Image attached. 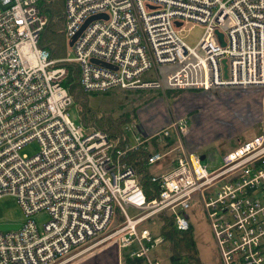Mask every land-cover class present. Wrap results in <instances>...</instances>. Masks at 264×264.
Returning <instances> with one entry per match:
<instances>
[{"label": "built area", "instance_id": "1", "mask_svg": "<svg viewBox=\"0 0 264 264\" xmlns=\"http://www.w3.org/2000/svg\"><path fill=\"white\" fill-rule=\"evenodd\" d=\"M64 10L66 40L77 37L63 62L78 66L84 93L264 88V0H64ZM95 16L103 17L86 24ZM47 23L39 0H0V198L15 197L27 218L49 217L41 229L27 220L0 232V264H67L105 243L160 264L153 254L165 241L143 224L163 216L174 231L188 232L196 208L220 264H264V132L209 172L185 148L186 118L150 136L137 128L133 146L76 124L63 86L69 70L38 44ZM185 25L203 28L193 47L181 36ZM151 70L155 78L146 77ZM32 142L38 153L23 154ZM141 150L149 153L140 160L147 194L129 162ZM117 209L123 222L89 244Z\"/></svg>", "mask_w": 264, "mask_h": 264}, {"label": "rangeland", "instance_id": "2", "mask_svg": "<svg viewBox=\"0 0 264 264\" xmlns=\"http://www.w3.org/2000/svg\"><path fill=\"white\" fill-rule=\"evenodd\" d=\"M60 14H62V6H60ZM59 33V30H55L53 35L56 37ZM203 34V28L199 25H185L184 30L181 33L183 40L191 47L195 46L199 39ZM64 48L66 50V56L72 57L71 50L68 46V41L65 39ZM148 78H155V72L151 70L146 74ZM239 92V91H238ZM186 93V92H185ZM183 92H175V91H153V90H139V91H120V90H112L106 93H91L86 96V108L92 114L93 121L88 122L83 121L82 113H79L81 108L79 105H76L74 102L68 109L69 118L79 124L81 126H86L87 128H96L101 129V127H105V124L109 123L110 125H114L115 131L114 135H118V133L122 134L124 140H127L130 146L136 144L135 134H137V128L142 127L143 123H146V128L151 127L154 128L159 123V118L154 117L152 113V109L146 110L145 106H148L150 103H157L160 106H167V111H169V106L176 107H184L186 109V105H188V101L182 99ZM188 94V93H186ZM206 95V94H205ZM202 95L199 103L201 104L197 110L193 109L189 110L184 118L187 120L192 119L195 113L202 112L204 107L210 105L206 100L209 96ZM208 95V94H207ZM234 96L239 98V93H234ZM255 95L260 99H264V89L256 90ZM216 96H220L219 94ZM173 108V107H172ZM220 110V109H219ZM226 111L225 109H223ZM148 112V113H147ZM170 114V113H169ZM239 114V113H238ZM239 121L237 115L234 118V121ZM113 123V124H112ZM83 126V127H84ZM235 126H239L235 125ZM256 129V132L259 133L260 129L264 126V119H261L260 113L257 115L256 122L253 125ZM85 127V128H86ZM254 134H250L249 137ZM120 137V134L118 135ZM239 139H247L240 137ZM115 143L117 140H112ZM233 142H230L232 144ZM39 151V145L36 142H32L26 145L22 149V153L28 156H32ZM203 165L207 166V170L210 172L214 170L221 164L220 155L215 151L214 159L209 160L205 158L202 160ZM169 166V163L163 165L162 169L161 164L155 165L149 169V173L151 174H160L164 171L166 167ZM194 205L192 208H196ZM129 213H132L133 210L129 209ZM191 217V225H192V238L195 245V253L197 255L198 261L200 264H220L219 254L217 252V248L215 245V241L210 232V228L206 222L205 216L200 208L192 209L190 214ZM49 217L46 212L41 211L30 218H27L17 200L13 196H3L0 198V224L2 223H14V224H22L27 220L33 221L40 229L43 224L48 221ZM116 220L122 223L123 218L120 216V220L118 217ZM114 220L108 226V228L100 234L95 240H92L89 244H93L98 239L104 238L111 234L117 227V223ZM97 247V246H96ZM95 248V247H94ZM132 250V248H130ZM127 253V250L124 251ZM154 257H156L161 264H170V243L165 241L161 243L158 248L154 251Z\"/></svg>", "mask_w": 264, "mask_h": 264}, {"label": "crops", "instance_id": "3", "mask_svg": "<svg viewBox=\"0 0 264 264\" xmlns=\"http://www.w3.org/2000/svg\"><path fill=\"white\" fill-rule=\"evenodd\" d=\"M258 89L264 88L186 92L188 94L183 92L184 94L181 96L183 101H188L186 109L182 106L176 108L169 106V111H167L168 105L160 106L157 103H150L145 106L146 110L152 109L153 116L151 118H159V123L154 128L150 126L146 128V123L142 121L143 128L141 132L145 136H150L166 128L173 121L184 118L190 109L194 111L200 108L201 104L199 102L203 100L201 96L206 94L205 96H209V98H205V100L210 105L205 106L202 112L195 113L194 117L189 120L190 132L185 138V148L188 152L201 156L203 160L205 158L214 159L216 151L222 161L224 155L240 143L249 140L251 138L249 135L256 132L253 125L259 113L261 119H264V99H260L255 95ZM234 93H239V98L234 96ZM218 94L220 96H216ZM236 115L239 121H234ZM238 124L239 126H235ZM259 132H264V126ZM242 136L247 139H239ZM230 142L233 143L230 144ZM126 250L127 253H124ZM130 252L129 248L121 249L115 243L99 244L67 264H144L141 260L131 258Z\"/></svg>", "mask_w": 264, "mask_h": 264}, {"label": "trees", "instance_id": "4", "mask_svg": "<svg viewBox=\"0 0 264 264\" xmlns=\"http://www.w3.org/2000/svg\"><path fill=\"white\" fill-rule=\"evenodd\" d=\"M60 6H62V14H60ZM39 7L41 11L46 15L48 23L42 32L39 39V47L46 49L49 51L51 58L53 60L58 61L57 66L67 67L69 70L68 76L63 83V86L69 90V93L72 96L73 102L76 105H79L81 110L79 113H82L84 119L88 122L93 121L92 114L86 108V96L88 93H84L81 91L79 86V68L76 64H71L67 62H63L66 59V50L64 48L65 37V10H64V0H39ZM55 30H59V33L55 37L53 32ZM129 92V91H128ZM180 92V91H175ZM113 124V123H112ZM84 126V125H83ZM86 127V126H84ZM115 126L110 125L109 123L105 124V127H101V131H104L108 134L111 140H117L120 145L127 144V140H124L121 133L120 137L118 135H114ZM87 128V127H86ZM96 129V128H94ZM262 135V132H255L253 137H257ZM154 147L156 146V142H152ZM172 141L167 140L166 146L162 148V150H168ZM157 149H154L156 151ZM148 152L139 151L132 154L129 158V162L131 165L135 167L137 173L139 174V183L143 191L147 194L150 188V184L148 182L147 177L145 176L148 170L145 167L140 165V160H144L145 156L148 155ZM120 212L117 209L115 212L114 220L118 217L120 220ZM120 224V221L117 225ZM151 225V226H150ZM150 226V227H149ZM143 228H147L154 235L162 236L164 241H168L170 243V263H178L182 262L183 264H200L195 251V245L192 238V230L188 232H176L171 228V224L168 219H165L163 216H158V218H154L147 223H144Z\"/></svg>", "mask_w": 264, "mask_h": 264}, {"label": "water", "instance_id": "5", "mask_svg": "<svg viewBox=\"0 0 264 264\" xmlns=\"http://www.w3.org/2000/svg\"><path fill=\"white\" fill-rule=\"evenodd\" d=\"M101 17H103V16H95V17H92V18H90V19L86 22V24H87L88 22L92 21V20L99 19V18H101ZM104 17H105V16H104ZM86 24L84 25V27L86 26ZM175 25H176V27H179L181 24L176 22ZM84 27H83V28H84ZM83 28H82V29H83ZM217 35H218V37H219V39H220L221 45L223 46L224 43L222 42V35L219 34V33H218ZM76 37H77V36L73 37V38L70 40V42L68 43L69 48H71V47L73 46V43H74V40L76 39ZM222 64H223V66H224V69H223V71H224V76L226 77V76H227V74H226V72H227V70H226V62H225V61H222ZM202 160H203V158H202ZM19 228H20V224H14V223H2V224H0V232L16 231V230H18Z\"/></svg>", "mask_w": 264, "mask_h": 264}, {"label": "bare ground", "instance_id": "6", "mask_svg": "<svg viewBox=\"0 0 264 264\" xmlns=\"http://www.w3.org/2000/svg\"><path fill=\"white\" fill-rule=\"evenodd\" d=\"M41 9H42V8H41ZM150 226H151V225H150ZM150 226H149V227H150Z\"/></svg>", "mask_w": 264, "mask_h": 264}]
</instances>
